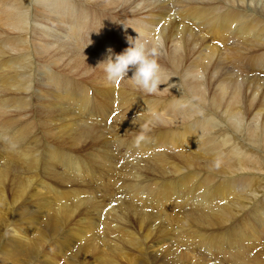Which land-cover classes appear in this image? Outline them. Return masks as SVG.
I'll return each mask as SVG.
<instances>
[{"label": "bare ground", "instance_id": "obj_1", "mask_svg": "<svg viewBox=\"0 0 264 264\" xmlns=\"http://www.w3.org/2000/svg\"><path fill=\"white\" fill-rule=\"evenodd\" d=\"M227 1L228 0H0V139L4 140L7 144H17L25 139L26 132L29 130L28 124L24 125V122H21L20 125L17 126L12 122L15 120L13 118L11 120L9 118L3 120V116L6 117L8 114H25V116H27V113L31 111L33 114L44 113L48 116L55 108H62L64 111H68V107L70 106L83 114L85 112L87 114H85L87 119H100L105 121L108 114L112 112V102L110 100L112 96L132 97L137 95L141 97L152 95V97L154 96V100L155 98L161 97V101L153 102V106H149L148 104H145L148 106H142L141 103L133 104L127 112L125 111V117L130 129H136L137 126H140L139 122L145 120H150L152 122L156 120L158 121L157 128H160V131L163 133L157 137H147L146 139L131 137V141L128 144L130 149L125 150L123 154L131 160V162H136L139 160V150H144L143 157L146 160L158 158V160H156L157 164L150 167L147 166L149 167L148 170H155L158 168L156 167L158 164L160 166V164L162 165L165 163L169 166L166 171H162L164 172L163 176L160 175L157 170L153 171L157 172V174L162 177H167V179L164 178L163 184L159 183L158 187L157 185L155 187L153 183L142 184V181L137 182L129 185V191L127 192H130L131 196L134 198L135 196L143 195L146 199L150 200L159 211L161 210L162 213L165 214V216H163L168 221H170V219L166 213V208L171 202H174L176 205H190L199 217L204 216L209 219L208 221L215 218L219 221L218 224H221V221L222 223H224L223 221H227L230 214L233 216L237 214V209L244 210L245 206L247 207L248 204V206H250V204H252L251 202L254 203V201H252L253 199L260 198L258 203L264 204V25L260 22L262 20L255 19L256 7H253V9L250 8L251 10L247 9V6H250L251 0H244L246 3V8L244 9L241 7H232V9L239 12L237 16L233 15L232 10L229 9L230 7L225 5ZM238 1L243 2V0ZM132 6H135L134 10H131ZM109 7L118 10H122V8L130 9L121 14H114V11H109ZM249 10L250 12L243 14V19L240 18L242 15L240 13ZM138 34L142 37H147L150 41L159 45V54L155 58L163 70L162 77L165 84L160 85V89L152 94L134 87L128 77L116 83L108 82L103 71L104 65L99 64L106 58L108 54L107 49L111 48L114 54H120L129 46L128 38L131 37L134 39ZM175 38L180 39V42L178 43V40L173 41ZM214 40L217 42L215 41L213 43L212 41ZM257 40H261V42ZM247 42L251 45V47L248 48V53L243 56H237L235 54L236 56H234L237 62L235 63L234 59L232 62H234L235 65H233L232 68L230 67L231 71L235 72H237L239 68L240 74L244 77L243 82H237L236 79L234 83H224L221 77L219 78V73L220 69L224 68V60H228V56H223L221 51L227 49L229 51L230 49L239 47V45L241 47L243 45L247 46ZM215 43L222 45V50L219 51L222 60L219 64L212 61V55L215 50H220L219 47L215 46ZM255 43H262L263 45H259L258 47ZM256 46L258 47L257 49ZM226 70L227 68H225V71ZM67 72L77 73L80 76L70 75L71 73L69 74ZM129 76H131V72H129ZM236 85L244 89L240 98L237 97ZM116 86H118L119 89H117ZM93 94H95V96H102L100 104H96L95 102L89 103L88 97ZM225 94H227V100L224 99ZM193 98L195 103L191 102ZM249 115H251V117H249L250 122L247 123V125L245 123V130H243L240 122L247 119ZM67 116L73 115L65 112L63 115L57 116V119H62ZM90 116L95 117H93V119ZM231 120H233L234 123L233 121L231 122ZM257 120H259L258 124ZM106 122H108V120H106ZM225 122H231L232 124H226ZM72 123L81 125V127L85 125L86 129L90 126L87 121L83 120L80 122L74 121ZM237 123L238 126L236 125ZM40 124L43 125L44 123ZM256 126L259 127V129L257 128L258 130L255 129ZM122 129L127 130L126 127ZM65 130L68 132L70 129H63L62 133H65ZM77 134L78 137L83 136V133L79 131V129L77 130ZM135 134H137V132ZM165 134H167V136L162 137ZM94 138L92 137V139ZM96 138L97 140H107V136L104 134H98ZM161 141L163 142L160 143ZM137 142L140 144H137ZM64 143L66 144V142ZM157 145L161 148L164 147L169 150V152L157 150ZM178 147H182L181 149L186 147L191 153L189 156L195 159L183 157L182 155L184 153L181 155L177 152L180 150ZM172 152L175 153L173 154ZM49 161L58 162V164L66 168L69 172H81V166L71 159L62 158L50 153ZM182 161L186 162L187 166H183L181 164ZM196 164L206 169V172L202 174L200 172V175L199 172L192 173L191 170L193 171V169H196ZM164 166L162 165L161 167ZM28 171L30 172V170ZM142 178L144 179V176H142ZM27 185L29 186V184ZM19 188L22 189V187ZM41 188L45 189V184H42ZM47 188L45 191L51 190ZM2 190L0 186V252L2 251V255L4 256H0V264H16L18 258H22L24 263L28 261L29 258L39 255L40 251L37 246V241L41 238H45L46 234L40 230L42 229L39 228L40 226L38 229L34 224L29 227L30 230L27 233H24L21 228H12L9 231L12 233H4L8 230L7 227L13 225V223L11 222V210L1 195ZM41 192L43 191L41 190ZM67 200H69V195L67 193L59 194L54 192L52 199L43 204L46 208L44 210H47L50 203L53 206L63 207ZM79 208L80 206H78V209ZM81 209H83V207ZM62 211L63 209L61 213ZM252 211L254 212V208H252ZM260 211L259 213L256 212L254 215V221H258V224L260 221H264V213ZM107 212L108 211H106L105 214L108 216L110 212L108 214ZM146 213H148V211ZM21 214L25 217L24 221H33V219L31 220V218L27 216L25 211ZM73 214H71V216ZM34 216L37 217L38 215L36 214ZM49 216L55 218L57 214L50 213ZM110 217L112 216L109 214V218ZM251 218L253 219V217ZM84 221L86 222V220ZM107 221L109 220L107 219ZM60 222L61 221L58 223ZM105 227L108 229L109 224L106 223ZM101 228H103V226ZM115 228L119 229L118 225H116ZM147 234L148 233L143 236V241L148 240L146 239ZM173 234L176 236L173 235L171 237V235H168V237L166 236L167 238L165 237V239L159 240L154 245L156 247L158 244L160 245L161 242L165 240L168 241L165 247L166 249H164L165 251L162 250L163 248L159 252L152 249L150 258L145 254L147 247L142 242H139L140 240L134 241L127 234H124L125 236L122 239L137 249V251L133 252L130 256V264H173L175 260L172 256H177L174 252L170 254V250L173 251V249L177 247L182 248L181 246L191 254L194 252L193 246L195 238L193 235L190 236L194 239L186 238L187 232L184 231L181 226H177ZM241 234L239 233L237 236L239 240L243 238ZM115 235L114 237L118 238L117 234ZM98 237L99 236H97V238ZM138 237H140V235ZM205 238H202L201 244H203L202 246H204L206 250L211 252L216 251L217 253L222 252V254L228 253L225 251V248H232L231 245L236 241L222 238L223 240L217 242ZM5 239L11 241H8L9 243L6 244L7 241ZM101 239L99 237V240ZM96 240L98 239H95V241ZM83 245L85 246V244ZM106 245L107 243L104 244V246L102 245L103 248H106ZM7 247H11L12 249H8ZM72 247L74 248V245ZM151 247L153 246H148V248ZM240 248L241 247L238 249L240 250ZM90 250L91 249H89L88 254L93 252ZM64 251L66 252V250ZM110 251L113 252V250ZM100 252L103 253L102 250H100ZM69 255H72V253ZM183 256L185 257L187 255ZM165 257H167V260H165ZM191 257L189 258L192 260ZM197 257L199 258V256ZM101 259L102 258L99 260ZM206 259L208 260V258ZM247 259L250 261L249 258ZM198 260L199 259H197V261ZM218 260H220V258ZM126 261L127 260L124 262ZM146 261L150 262L146 263ZM259 261L257 263L253 262L259 264ZM103 262L105 261L103 260ZM110 262L111 260L109 263ZM32 263L33 262H31V264ZM250 263H252V260Z\"/></svg>", "mask_w": 264, "mask_h": 264}, {"label": "rangeland", "instance_id": "obj_2", "mask_svg": "<svg viewBox=\"0 0 264 264\" xmlns=\"http://www.w3.org/2000/svg\"><path fill=\"white\" fill-rule=\"evenodd\" d=\"M225 5H227V7H230L229 9L232 10V14L236 15V16L238 15L239 12H237L235 9H232V7H234V8L241 7L242 9L246 8V3L244 0H243V2H239L238 0H228ZM251 5H253V6H251ZM247 7H248L247 9H250V8L253 9V7L257 8V11L255 13V15H256L255 19L262 20L260 22L264 25V16H263L264 15V0H251L250 6H247ZM129 9L122 8V10H118V9L110 8L109 11H112V12L114 11L113 12L114 14H121V13H124L125 11H128ZM134 9H135V6H132L131 10H134ZM250 10L247 12L243 11L242 13H240V14H242L240 16V18L243 19L244 18L243 14L250 12ZM116 11H117V13H116ZM137 14L140 15L139 13H137ZM259 15H261V16H259ZM175 40H178V43L180 42V39L175 38L173 41H175ZM215 41L216 40H214L212 42L214 43ZM257 41L261 42V40H257ZM255 42H256V40H255ZM218 43L221 44L220 42H218ZM218 43H215L216 44L215 46L219 47L220 50H218V51L215 50V52L212 55V61H214V63H217V64H219L220 61L222 60L220 58V52H219L222 50V45H219ZM228 43H230V42H228ZM246 44L248 47L246 45H243L244 47L243 46L241 47L239 45V47H237L235 49H230L229 51H228V49L225 51L224 50L221 51L223 56H228V60H226V59L224 60L225 61L224 68L220 69V73H219L220 74L219 78L221 77V80H223L224 83H227V84L228 83L229 84L234 83L236 79H237L236 80L237 82H240V81L243 82L244 77L240 74L239 68H238L237 72L231 71V68L237 62L236 57H235L236 55L237 56H240V55L243 56L244 54L248 53V50H249L248 48H250L251 45L248 42ZM255 44H257L258 47H259V45H263L262 43L261 44L255 43ZM257 46H256V49L258 48ZM238 49H240V50H238ZM225 52L227 55L225 54ZM229 58H231V59H229ZM234 59H235V63L232 62V61H234ZM231 63H232V65H231ZM225 68H227V70H226L227 72L225 71ZM67 73H69V74L71 73L70 75H72V74L78 75L77 73H73V72H67ZM78 76H80V75H78ZM262 77H263V75H262ZM97 85L99 86L98 83H97ZM116 88L119 89L118 86H116ZM236 90H237V97L240 98L244 89H242V87L236 85ZM137 94L139 95L138 92H137ZM153 97H152V95H145V96H141V97L137 96V95L132 96V97H128V96H112V97H110V100L112 102V109H111L112 112L109 113L107 118H106V120H108V122H106V120L102 121L100 119H97V120L87 119V116H86L87 114L85 112L83 114V113L75 110L74 108H72L70 106L68 107V111H64L62 108H55L52 110L53 112L50 113L48 116L44 113H36V114L34 113L33 114L31 111L29 113H27V116H25V114H22L24 117L22 115H12V114H8V115H6V117L3 116V120L7 119V118H9L10 120L12 118L15 119L14 120L15 122L14 121H12V122L17 126H19L21 122L22 123L24 122V125L28 124L27 126L29 129L26 132V136L24 137L26 140L24 139L20 143L7 144L6 142H4V140L0 139V181H1L0 186L3 189L1 191V195L11 210L10 211L11 217H12L11 222L13 223V225H9L7 227L8 230H6L4 233H8L12 228L13 229L14 228H21V230L24 231V233H27L30 230L29 227L32 224H34L36 228H38L40 226L39 228H42L40 230L46 234L45 238H41L37 241V246H38V249L40 251L39 255H36L33 258H29L28 261H26L24 263H23L22 258H18V261L16 262V264H18V263L19 264H25V263L31 264V262H33L32 264H52V263L53 264H57V263L58 264H86V263L87 264H90V263L91 264H99V263L105 264V262H106V264H115V263L116 264H122V263L123 264H130V261H129L130 256L133 252L137 251V249L135 247H132L131 244L125 242L122 239L125 236L124 234H127L134 241L140 240L139 242H142L147 247L145 254H146V256H148L150 258V255L152 254V251H151L152 249H155L158 252L161 251L162 248H163L162 250L166 249L165 247L168 244L167 240H165L166 242L165 241L161 242L160 245L158 244L156 247L154 245L159 240L165 239L166 236L168 237V235H171V237H172L174 235L173 233H175L177 226H181L182 229L187 232L186 238H192V239L195 238V239H194V246H193L194 252L192 254L189 253L187 250H184L183 246H181L182 248L177 247L176 249H173V251L170 250V254L174 252L175 255L177 256V257L172 256L175 260L174 261L175 264H182V263L183 264H189V263L190 264H199V263L200 264H203V263L209 264L210 262H212L210 264H224V263L225 264H231V263L232 264H242L243 262H244L243 264H245V263L246 264H253L254 262L257 263L259 260L262 261V262L259 261V264H264V258H263L264 257V221H260L259 224H258V221H254L255 220V218H254L255 213L256 212L259 213L261 208H262V210L260 212L264 213V204L260 203V202L258 203V201H260V198H257L258 200L253 199L252 201H254L255 204L253 202H251L252 204H250V206H248L249 204L247 205V207L245 206L246 209L244 207H242V208H244V210L237 209V214H234V216L232 214H230V216H228L229 219L227 221H223L224 223H222V221H221L220 222L221 224H218L219 221L215 218H212V219H210V221H208L209 219L205 218L204 216L199 217V215L195 212V210H193L191 208L190 205L189 206L186 204H177L176 205L174 202L169 203L168 204L169 206H167V208H166V213L170 219V221H168L164 217L165 214H163L161 210L159 211L154 206V204H152V202L150 200L146 199L143 195H142L143 197L141 195H139V196H135V198H134L131 196L130 192L129 193L127 192V191H129V185L137 183V182L142 181L141 182L142 184L153 183L155 187H156V185L158 187L159 183L163 184V181L165 179H167V177H162L163 173H164L162 171H166L169 166L164 163L162 165L163 166L165 165V166L161 167L162 165L160 164V166H159V164H158V166H156L158 168H156L155 170H148L150 166L157 164L156 160H158V158H151L149 160H146L143 157V155H144L143 151L144 150H139L140 151L139 152L140 153L139 154V160H137L136 162L135 161L131 162V160H129L123 154V152L125 150L130 149L128 144L131 141L130 140L131 137H135V138L140 137V138L146 139L147 137H157L158 135L163 133L162 131H160V128L159 129L157 128L158 121H156V120H153L154 122L153 121L151 122L150 120L149 121L145 120L143 122H139L140 126H137L136 129H130L129 125H128V121L126 120V117H125L127 110H129L133 104L141 103L142 106H148V105L153 106V102L161 101L160 100L161 97L155 98V100ZM226 97H227V94L224 95L225 100H227ZM192 100H191V102L195 103L194 98ZM88 101L90 104L92 102H95L96 104H100L102 101V96H99V95L95 96V94H93V95L88 97ZM145 104H148V105H145ZM65 112L68 114L71 113V115H73V116H67V117L62 118V119H57V116L63 115ZM131 114H134V113H131ZM19 117H20V119H19ZM90 117L93 118L95 116H90ZM249 117H251V115H249L248 118ZM248 118L244 119L243 122H240L241 128L243 130H245L244 129L245 123L247 125V123L250 122V118L249 119ZM16 119H18V120H16ZM259 119H260V116H259ZM73 120L77 121V122H80L82 120L87 121L90 126H88L86 129L85 125H83L81 127V125L73 124L72 123V122H74ZM120 120H122V121H120ZM232 121L233 120H231V122ZM148 122H150V123H148ZM231 122H225V123L230 124ZM258 122H259V120H257V124H258ZM40 123H44V124L42 125ZM233 123H234V121H233ZM144 125H145V127H144ZM236 125L238 126V123ZM152 126H154V127H152ZM186 126H188V125H186ZM124 127H126L127 130L122 129ZM66 128H69L70 130L68 132H66V130H65V133H62V130L66 129ZM152 128H154V129H152ZM257 128L259 129L258 126H256L255 129H257ZM78 129H79V131H81L83 133L82 137H78V134H77ZM29 131H31V132H29ZM136 132H137V134H135ZM98 134L106 135L107 140H102V139L97 140L96 136ZM91 136L93 138L94 137L95 138L92 139ZM166 136H167V134H165L162 137H166ZM34 139L36 142L34 141ZM150 139H152V138H150ZM57 140H59V141H57ZM29 141H30V143H29ZM175 141H177V140H175ZM64 142H66V144ZM162 142L163 141H161L160 143H162ZM171 142H173V141H171ZM167 143H170V142H167ZM137 144H140V143L137 142ZM157 146H156L157 150L169 152V150L165 149L164 147L161 148L159 145H157ZM178 148L181 151L178 150L177 152L181 155L184 153L182 155L183 157L195 159V158H192L189 156L191 153L188 149H186V147H183V149H181L182 147H178ZM23 153H24V155H23ZM50 153L58 155L62 158H67V159H71V160L75 161L78 165L81 166V172L80 173H76V172L72 173V172H69L66 168L62 167L60 164H58V162H50L49 161ZM170 160H172V159H170ZM196 160L203 162L199 159H196ZM181 164L183 166H187V163L184 161H182ZM5 165L7 166V168ZM22 166H24V167H22ZM147 166H149V167H147ZM195 167H196V169H193V171L191 170L192 173L193 172H199V175H200V172H201V174L203 172L204 173L206 172L205 171L206 169L200 167L197 164L195 165ZM49 168L50 169L52 168V169L50 170ZM6 169H7V171H6ZM28 170H30V172ZM156 170L162 176L157 174V172H153ZM3 171H5V172H3ZM14 171H16V172H14ZM32 172H34V173H32ZM4 173H6V174H4ZM9 174H11V175H9ZM13 174H15V175H13ZM7 176L9 177V179ZM142 176H144V179L142 178ZM146 176H147V178H146ZM11 177H12V179H11ZM139 177H141V178H139ZM18 182H19V184H18ZM27 184H29V186ZM42 184L43 185L45 184L46 188L48 187L47 189H51V190L45 191L46 188L45 189L41 188ZM25 186H26V188H25ZM19 187H22V189H20ZM52 189L54 190V192H57L59 194H61V193L66 194L67 193L69 195V200H67L66 204L64 205L65 207L63 206L64 208L62 206L58 207L55 205H54L55 206L54 207L50 203L47 210H44L46 208L44 207L43 204L47 201H50L54 195V192ZM41 190L44 193L41 192ZM49 192H51V193H49ZM71 192H72V194H71ZM46 194H48V195H46ZM74 194H77V195H74ZM71 196H72V198H71ZM124 200L125 201L128 200V201L125 202ZM119 202H120V204H119ZM122 202H123V204H122ZM72 205H74V206H72ZM67 206H69V207H67ZM78 206H80V208H79L80 211L78 209ZM81 206L83 207V209H81L82 208ZM112 208L114 211L112 210ZM119 208H121V209H119ZM252 208H254V212L252 211ZM27 209H29V210H27ZM62 209H63V211L61 213ZM187 209H188V211H187ZM36 210H38V211H36ZM70 210H72L73 212ZM24 211L27 214V216L29 218H31V220L33 219V221H30V220L27 222L24 221L25 217L21 214ZM27 211H30V212H27ZM106 211H108L107 214L110 212L109 214L112 217L109 218V214H108V216L105 214ZM145 211L146 212L148 211V213H146ZM70 212H72V213H70ZM238 212H239V215H238ZM50 213L51 214L55 213V214H57V216L55 218H52L49 216ZM36 214L38 215L37 217L34 216ZM71 214H73V215L71 216ZM75 214H77V215H75ZM39 215H41V216H39ZM174 215H175V217H174ZM118 217H120V218H118ZM153 217H155V218H153ZM170 217H172V218L174 217V218L172 219ZM251 217H253V219ZM111 218H113L114 221ZM45 219H47V220H45ZM56 219H57V221H56ZM104 219H105V221H104ZM107 219L109 221H107ZM84 220H86V222ZM88 220H90V221H88ZM241 220H243L244 222ZM13 221H15L16 223ZM59 221H61V222L58 223ZM119 221H121V222H119ZM35 222H37V223H35ZM106 223L109 224L108 229L105 227ZM62 224L64 225V227ZM186 224H187V226H186ZM116 225H118L120 230L118 228H115ZM102 226H103V228H101ZM153 227H154V229H153ZM240 227H242V228H240ZM58 228H59V230H58ZM125 228H127L128 230ZM129 228H130V230H129ZM185 228L186 229L188 228V229L186 230ZM243 228L246 230H244ZM46 229H50V230H46ZM55 229L57 231V234H56ZM116 229H118V230H116ZM241 229H243V230H241ZM254 229H256V230H254ZM97 230H99L100 232ZM101 231H102V233H101ZM118 231H121V232H118ZM144 231L146 233H148L147 238H146L148 240H145L146 242L143 241V236L146 234ZM51 232H53V233H51ZM253 232H254V234H253ZM9 233H12V232H9ZM239 233L240 234L242 233L241 234L243 237L242 239H244V240H242V239L239 240L237 238ZM90 234H92V235H90ZM115 234H117L118 238L114 237V236H116ZM103 235H104V237H103ZM139 235H140V237H138ZM176 235H177V233H176ZM176 235H174V236H176ZM190 235H193L194 238ZM97 236H99L100 239L104 238L103 241L101 242L102 239L99 240V237L97 238ZM120 236H121V238H120ZM196 236H198V237H196ZM5 238H6V236H5ZM152 238H153V240H152ZM202 238L203 239L204 238L205 239H212V240L217 241V242H219V240H223L224 238L228 239V240L230 239L232 241H234V240H236V241L233 242L234 246L231 245L232 248H227V247L225 248V251H227L228 253L222 254V252L217 253L216 251L211 252V251L206 250V248L204 246H202L203 244H201V241L203 240ZM95 239H98L99 241L98 240L95 241ZM110 239H112V240H110ZM5 240L7 241L6 244L9 243L8 241H11V240H7V239H5ZM113 242H114V244H113ZM106 243H107L106 248L105 247L103 248L104 244H106ZM62 244H63V246H62ZM83 244H85V246ZM93 244H95L96 246ZM118 244L121 246H119ZM135 244H136V242H135ZM150 244L154 248L153 247L148 248V246H151ZM73 245H74V248L72 247ZM83 246L86 248H84ZM125 246H128V247H125ZM253 246L256 248H254ZM80 247L84 248V249H81ZM239 247H241L240 250L238 249ZM7 248L12 249L11 247H7ZM76 248H78V249L80 248L79 251ZM67 249H69V250H67ZM89 249H91L90 251H93V252L92 253L90 252L88 254ZM255 249H257V250H255ZM64 250H66V252ZM100 250H102L103 253L100 252ZM110 250H113L114 253ZM104 251H105V253H104ZM176 251H177V253H176ZM74 252H75V254H74ZM71 253H72V255H69ZM78 253H80V254H78ZM115 253H116V255H115ZM200 254H202V255H200ZM183 255H187L188 257L187 256L184 257ZM0 256L4 257L2 255V251L0 252ZM68 256H70V257H68ZM105 256H107V257H105ZM120 256H121V258H120ZM128 256H129V258H128ZM197 256H199V258ZM259 256H261V257H259ZM71 257H72V259H71ZM189 257H191L193 261ZM204 257L208 258V260ZM224 257L228 258V259H225ZM65 258H68V259H65ZM100 258H102V259L99 260ZM118 258L119 259L124 258V259L119 260ZM219 258L221 261L218 260ZM247 258H249L250 261H248ZM250 258H252V259H250ZM46 259H48V260H46ZM194 259H196V260H194ZM197 259H199V260L197 261ZM49 260H51V261H49ZM76 260H77V262H76ZM84 260H85V262H84ZM103 260L105 262H103ZM110 260H111V262L109 263ZM125 260H127V261L124 262ZM165 260H167V257H165ZM226 260L228 263L226 262ZM236 260H238V261H236ZM251 260H252V263H250ZM37 261H38V263H37ZM93 261H94V263H93ZM189 261H192V262H189ZM201 261H204V262H201ZM149 262L150 261H146V263H149ZM166 264H170V263H166Z\"/></svg>", "mask_w": 264, "mask_h": 264}, {"label": "clouds", "instance_id": "obj_3", "mask_svg": "<svg viewBox=\"0 0 264 264\" xmlns=\"http://www.w3.org/2000/svg\"><path fill=\"white\" fill-rule=\"evenodd\" d=\"M129 46L120 54H114L107 49L103 64L105 78L110 83H116L128 77L134 87L152 94L165 84L162 68L155 57L159 54V45L147 37L138 34L136 38H128ZM131 72V76H129Z\"/></svg>", "mask_w": 264, "mask_h": 264}]
</instances>
